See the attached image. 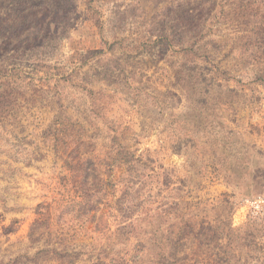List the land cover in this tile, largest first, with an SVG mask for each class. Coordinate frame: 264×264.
I'll list each match as a JSON object with an SVG mask.
<instances>
[{"label": "rangeland", "instance_id": "rangeland-1", "mask_svg": "<svg viewBox=\"0 0 264 264\" xmlns=\"http://www.w3.org/2000/svg\"><path fill=\"white\" fill-rule=\"evenodd\" d=\"M1 257L264 264V0H0Z\"/></svg>", "mask_w": 264, "mask_h": 264}, {"label": "trees", "instance_id": "trees-1", "mask_svg": "<svg viewBox=\"0 0 264 264\" xmlns=\"http://www.w3.org/2000/svg\"><path fill=\"white\" fill-rule=\"evenodd\" d=\"M9 167H11V165H9ZM29 237H30V235H29ZM0 264H17V262L15 260L10 259V258L6 262H4V258L1 257L0 258Z\"/></svg>", "mask_w": 264, "mask_h": 264}]
</instances>
